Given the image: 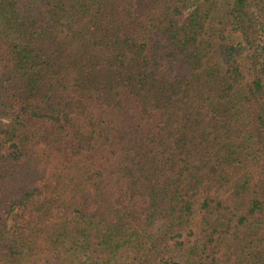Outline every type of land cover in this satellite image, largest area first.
Returning a JSON list of instances; mask_svg holds the SVG:
<instances>
[{
  "label": "trees",
  "instance_id": "16d2710c",
  "mask_svg": "<svg viewBox=\"0 0 264 264\" xmlns=\"http://www.w3.org/2000/svg\"><path fill=\"white\" fill-rule=\"evenodd\" d=\"M0 264H264V0H0Z\"/></svg>",
  "mask_w": 264,
  "mask_h": 264
}]
</instances>
